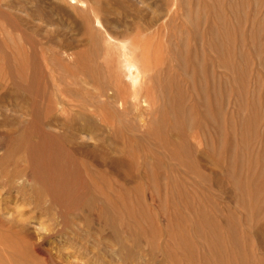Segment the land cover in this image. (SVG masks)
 <instances>
[{"label": "rangeland", "instance_id": "rangeland-1", "mask_svg": "<svg viewBox=\"0 0 264 264\" xmlns=\"http://www.w3.org/2000/svg\"><path fill=\"white\" fill-rule=\"evenodd\" d=\"M15 1L22 3V6H20V3L18 5ZM86 1L88 6L76 4L77 8L79 7L76 9L74 7L76 5L70 0H0V44L3 43V39L8 40L6 41L8 46L0 45V64H8L13 60L15 61V59L12 60V58H15L14 56L17 58L21 56L22 62L20 63H23L25 60L24 65L29 64V75L34 73L32 71L36 69L35 76H33L36 80L34 83L31 81L32 85H34L32 87L34 90L32 92V89H30L31 92H29L32 94L28 96V90L26 92L22 89V95H25L22 97H25L23 100L21 97L10 96L13 94H11L13 87L8 86L10 85L8 82H11V85L13 83L8 77V65H4L6 66L4 68L8 72L3 69V74L0 75L2 77L7 73L4 77L8 75L6 78L9 80L7 81L6 78L3 77L4 80L0 77V141L2 142H0V239L2 238L0 242V263L264 264V0H252L251 4L245 7L246 12H248L245 14H248V18L246 15L241 18L238 14L231 12L224 14V43L220 41V45H224V71L220 64L221 68L218 66L219 62L216 61L219 60L217 53L215 54L216 47L211 45L215 48L211 46L210 48L207 45V54H210L211 57H209L210 60L207 62L209 65L206 64L208 66L205 68L209 67V71L204 70V72L207 71L209 73L208 75L206 72L208 77L211 75V79L208 78L211 82H213L212 77H214V80L224 79L222 81L224 84L220 81L224 88H221V86L217 87L220 91L224 90V93L218 89V91L216 90L215 85L219 83L215 82L216 80L214 81V85L206 80L208 81V85L211 84L209 87H212V90H210L211 87H207L210 90V95L207 94L208 90L199 92L201 81L198 83L199 87L195 86L197 88L195 90L197 91L192 90L191 86H194L195 83L193 82L197 80L194 81V78L190 77L191 74L189 73H192V71H189V73L185 72L186 67L188 70L192 69L190 66H185V63L189 62V59H186L183 67L185 71L180 70L182 67L178 66L174 70H172L173 67L168 70L171 69L172 72L178 70L179 72H176L178 75H181L179 74L180 72L187 74L190 78L189 80L193 78L192 83L194 85H191L190 82L191 86H189V80H186L187 77L184 78L187 82L182 78L185 74H182V77L176 75L178 76L176 78L175 76L178 84L183 83V85L180 84L181 86L178 85V88L175 78L167 77L170 79V81L167 80L171 82L170 85L165 77V84L163 82L164 78L163 80L160 79L162 82L159 79L158 81L156 80L158 83L155 80L154 82L152 81L156 85L158 84V86H161L160 84L162 83V88L165 86V89H162V91L157 86L158 89L155 88L156 91L155 89H150L151 92H149L151 94H148L147 97H151L153 92V98L147 99L148 101L152 100V103H154L153 105L148 103L149 105L147 104V106H143L144 108H140V110L144 111L140 114V117H143L142 119L139 117L140 110L138 111L137 109L138 114L134 110L135 112L132 111L131 115H127L130 117L125 116V119H122V117H117L116 119V116L109 113L111 111L110 108H108V113L99 110L101 114L97 111L94 112V101L99 106L103 102L101 101L100 103L99 98H97L98 96H95L99 92L97 88L95 90V86H101L103 83L100 84L101 81L99 82L98 79V81L93 80L95 83L99 82V84L95 85L93 80L89 82V78L94 77H91V72L89 71L91 70L95 73L99 68L100 71L104 69L102 59L96 58L97 56L94 57L95 51L93 52V45L91 43V29L92 26L94 27L93 20L96 13L111 32L119 38H134L137 36L150 38L151 44L155 47L151 45L156 58L154 60H157L160 56L157 62L162 63L159 67L165 64L163 67L166 71L168 70L165 66L173 54L170 49L174 45L172 41L170 46L171 39H176L178 42L181 41L179 44H183L181 49L185 52H188L187 50L190 49V46H188L190 34L184 28L186 25L191 26L189 16L191 3L194 2L192 6L202 14V32L205 27L204 21L207 18L210 25L212 24L213 26L222 24V19L219 21V17L214 12V7L209 8L207 11L204 8V3L199 0H173L174 2L172 0L116 1V3L125 1V4L120 2L122 5L120 3H109L108 0ZM209 1L212 3L211 0H207L206 2ZM239 2L240 0H225L224 8L230 9L231 4L233 7V4H239ZM98 4L101 5V8H98L100 7ZM89 6H92L93 9H90L91 7ZM98 9L100 10L98 11ZM187 26L186 28H189ZM94 29L97 31L98 27L95 26ZM220 29L214 30L213 33L221 36L223 31ZM174 32L179 38H176L177 35L171 36V33L174 34ZM211 35L213 36L212 33ZM235 43L237 44L235 45ZM64 44L72 45L73 48L71 46L70 48H66ZM62 49L67 50V53L69 51L70 54L80 51L83 54L82 57L86 58L87 64L86 62L83 63L86 66L90 64V67L87 66V68L84 64V66H81L78 62L80 65H77L75 62L76 66L73 62L69 64L67 58H65L66 55L62 54L64 52ZM99 49L101 51L102 47ZM183 50H180V53ZM190 50L193 51V49ZM191 51L187 55L185 52L182 53L185 56H189ZM156 54L159 56L157 57ZM22 56L25 57L24 60ZM8 58H11L10 62ZM215 58L216 60L214 61ZM20 63L18 67H25ZM63 63L65 64L63 65ZM72 63L73 65H71ZM65 65H69V68L72 66V68L76 67L80 71L83 70L82 72L85 74L89 72L86 77L85 74L76 70L79 72L78 74H80L81 79H88L87 83L84 82L85 80H80L82 82L76 80L80 78L76 72L78 78L76 75V78L70 77L75 74H72L71 71L76 68L69 69V73V70L65 69ZM31 67L34 69L32 70ZM25 68L28 69L27 67ZM25 68L21 69L25 70ZM21 69L20 71L24 72ZM38 69L39 71H37ZM65 70L68 71L65 72ZM218 73H220L219 76L217 75ZM221 73H223L224 78H222ZM26 78L25 80H27ZM71 78L75 81L72 83L79 84L80 82V85H82L79 88L80 91L82 90L81 94L78 91L80 85H70ZM32 79L28 78V80ZM4 81H7L5 83L7 84L6 86H4ZM27 81L26 84L30 86V82ZM204 81L203 83H205ZM24 82L21 81L22 85L24 84V88H26ZM59 82L63 84L66 82L67 86L63 87ZM233 82H236L235 85ZM153 83L151 81L149 83L151 84L150 87L152 86L151 88L154 87ZM166 84L170 88L172 86L175 90L180 88L179 90L182 93L177 94L176 92L178 91L174 92L175 90H172L174 93H169L170 95L172 93L177 95L176 97L172 94L175 100L172 98V95H168L169 93H166L169 99L165 100L167 96L165 97L161 94L164 98L159 99L161 98L158 95L160 91H162L160 93H165V90L166 92L171 91L166 89ZM68 86L72 88L76 87V91L79 92L78 96L84 93L83 96L85 95L86 100H82L81 97V101L90 105L91 110L88 109L90 110L89 112L88 110L86 112L88 107H85L87 104L83 103L84 106L82 108L84 109L80 108L82 102L77 103V101L80 102L76 94L77 92L75 90L71 91V87ZM61 87H63L62 90ZM67 87L70 89H66ZM41 90H43L44 95L39 92ZM49 90L51 91L49 92ZM63 90L66 92H63ZM68 90L76 93H71L73 94L71 95L69 92L71 96L64 99L69 101V98L72 97V99L74 98V103L71 100V103L68 102V104H66L67 102L64 99L61 101V98L65 97L64 95L68 96ZM92 91L96 93L94 94ZM205 92L207 93L204 95L215 98V102L213 100L209 101L212 98L208 97L209 100H207L206 96L201 95ZM217 92L223 94L224 97L219 94L217 97ZM196 93H200L204 102L209 101L208 103H204L205 106L199 105L200 109L199 106L198 108H194L195 103L199 104L197 102L198 99L203 104L202 98ZM39 94L42 95V99L46 97V99L44 98L45 100L43 99V104H41L42 99ZM194 94L197 96L195 95L192 99L191 96ZM33 95L35 100L32 99ZM35 96H39L41 101ZM178 96L181 98L179 101H177L179 99ZM221 96L224 101L221 100ZM54 97L56 102L52 103L54 102ZM195 97L198 99L194 100ZM204 97H206L205 100ZM26 98L29 99L30 102L28 103H31L34 108L25 109ZM36 99H39V102ZM170 99L171 101H176L175 106ZM92 100L93 102H91ZM22 101L25 103L22 104ZM137 101L135 107L139 106ZM159 101L161 102L159 103ZM212 101L214 103L210 106ZM45 102L47 105L50 104L49 106H52L50 108H53V110L48 109L49 111L52 110V112H49L52 113L51 118L49 117L50 114L45 110L48 107ZM75 102L77 105H74ZM162 102L163 104L161 105ZM165 102L169 103L164 104ZM28 103H26V106ZM169 104H171L170 106L173 105L175 110L180 108L178 111L182 113L177 112L178 114H176L173 106L167 109V105ZM178 104L182 106L178 107ZM206 104H209L212 110H208L206 108L208 105L206 106ZM102 105L104 104L102 103ZM191 105L193 106L191 107ZM35 106L37 109H35ZM106 106L100 107L105 111V109L107 110ZM74 107L77 109H69ZM29 109L31 114L28 116V113H30ZM34 110H37L36 114L33 112ZM38 110L40 111L39 113ZM217 111L221 113L218 114ZM64 112L68 115L64 114ZM204 112L208 115L203 116ZM95 113H98L100 116L98 114L95 115ZM104 113L110 115L107 116L108 120H106V124H104L105 121H102L105 120L104 117L101 116ZM39 114L41 115L40 118L42 117V121L37 120ZM87 114L92 115V118L90 115L89 119H92L93 122L87 120L85 116H83L85 117L84 121L77 119L81 115L88 117ZM132 114L133 117H131ZM52 116L57 121L53 120ZM48 117L51 119L50 122L53 121L52 123L48 122ZM69 117L72 118L69 119ZM100 117H103V119ZM134 117L136 119H132ZM137 117L141 120H137ZM181 117H183V121L179 119ZM45 118H47V121L44 122ZM129 118L134 120V123ZM68 119L69 122L71 121V124H69ZM176 119L180 121H173ZM32 120L35 122L32 123ZM121 120L122 122L124 121L125 125L123 123L120 124ZM61 122L62 124H60ZM65 122L66 126L63 124ZM125 122L134 125L131 126ZM137 122L140 124L137 125ZM172 122H177L179 125L183 124L184 127H179ZM48 124L51 126H48ZM126 124L130 125L129 128L139 126L136 127L138 130L136 131L135 127L134 130H132L133 128L129 130ZM112 125L116 128L112 127ZM39 127L42 130L44 129V132L42 130L39 131ZM124 127L125 129H121ZM68 129L70 132L73 131L71 135L68 134ZM148 129H151V131ZM37 130L39 134L41 133L40 135L36 132ZM119 130H125L126 133ZM113 131L117 132L111 133ZM34 133L39 137L35 138L37 136ZM64 135H68L69 139L66 140ZM40 136H42L41 139ZM62 136L66 141L64 139L62 141ZM101 136H105L104 140L106 138V141ZM48 137H52V139L49 140ZM58 137H61L60 140ZM98 137L99 141L102 139V142L97 141ZM34 138L36 141L38 140L37 142L40 143V146L34 141ZM42 138L43 141L45 139L48 143L45 144V141L44 143L41 142ZM66 143L71 144V146ZM34 147L35 149L38 148L37 150L40 149L41 152L37 150L33 152ZM31 150L32 152L28 154ZM39 153L41 158L38 157ZM109 153L112 155L109 156ZM108 156L111 158H108ZM138 159L139 161H137ZM167 159L169 162H167ZM110 160L113 162L111 163ZM44 162L46 165L48 164V170L47 166L43 164ZM28 164L31 169H28V166H26ZM28 170L31 171L32 175L36 173L35 176L31 175L33 177L32 186L29 185L25 189L19 190V192L16 189H12L11 191L8 186L5 187L7 178L23 175ZM49 171L51 176L50 174L47 175ZM10 172H13L11 173L12 176H10ZM55 176L57 178L56 181L54 180ZM41 180L44 182L41 183ZM45 182L48 184L44 185L46 184ZM49 182L53 183L49 184ZM109 183L110 185H108ZM98 185H101L100 187L102 188ZM103 197L108 198L104 199ZM19 206L21 207L19 208ZM16 217L18 219H15ZM21 219L26 220L25 225H22ZM112 219L113 221H111ZM16 223L19 224L20 229ZM17 228L20 230V233ZM23 231L26 232L23 233L25 236L21 235Z\"/></svg>", "mask_w": 264, "mask_h": 264}, {"label": "bare ground", "instance_id": "bare-ground-1", "mask_svg": "<svg viewBox=\"0 0 264 264\" xmlns=\"http://www.w3.org/2000/svg\"><path fill=\"white\" fill-rule=\"evenodd\" d=\"M72 3H74L75 5L76 4H80V5H82V6H88L87 5V1L86 0H70ZM109 1V3L111 2V3H113V4H117L116 3V1L117 0H108ZM123 1V0H122ZM181 1H183V0H181ZM190 1H192V0H190ZM189 1V2H190ZM199 1H201L202 3H204V8H205V10H209V8H212V7H214L215 9V13H216V15L219 17V21L222 19V24H219L218 26H213L212 24L210 25V23H209V20H208V18L204 21V25H205V27H204V31L202 32L201 31V28H203V19H202V17H201V15L202 14H200L201 12L200 11H198V10H195V7L194 6H192L193 5V3H191V6L189 7V16H190V20H191V26L189 25V26H187L186 24H184V25H186L187 27H189V28H186V26H185V30H187V32H189V34H190V36H189V38H190V43H189V45L188 46H190V49H193V51H191L190 49H188V47H186L188 50V52L189 51H191L190 53V55L189 56H185V54H183L182 52H185L183 49H181V47H182V45L183 44H179L181 41H179L178 42V40L176 41V39H174V40H172L171 39V41H170V46H171V42L174 44H172L173 46L170 48L171 49V51H172V56H171V58L170 59H168L169 60V62H168V64L165 66V67H167V70L169 69V68H171V67H173V69L172 70H174V68L175 67H182V69H180V70H183V71H185L186 73L188 72L189 73V71H192V73H189V74H191V76L190 77H193V78H191V80H189L190 78L187 76V74H185V73H179V74H181V75H178L176 72L178 71V70H176V71H174V72H172V70L170 69V70H168V71H166L165 70V68L163 67H159L160 66V64H162V63H159V62H157V60L159 59V55H157V57H158V59L157 60H154V59H156L155 58V54H154V52H153V49L151 48V41L148 39V38H146L145 36L144 37H142V36H137V37H134V38H119L118 36H116L115 34H113L112 32H111V30L108 28V26L102 21V19H101V17L100 16H98V14L96 13V15L94 16V20H93V25H94V27L96 26V27H98V29H97V31L94 29V27L92 26V23H91V26H92V29H91V33H92V41H91V43H92V45H93V52L95 53V56L94 57H96V58H100V59H102V64H103V67H104V69H101V71H100V68L98 69V71H96L95 73L94 72H92L91 70H90V68H89V72H91V77L92 76H94V77H96V78H89V82H90V80H99V82L101 81V83L100 84H102L101 86H95V90H96V88L99 90V92H98V94H95L96 92H93L94 94H95V96H98L97 98H99V102L101 103V101H103L102 103L104 104V105H102V103L100 104V106H104L105 107V105H107L106 106V108H107V110L105 109V111L104 110H102V108L98 105V104H95L96 103V101H94V104H93V106H95V107H93L94 108V112H99V111H103V112H107L108 111V108H110L111 109V111H109V113L111 114V115H114V116H116V119H117V117H122V119L124 118L125 119V116L126 117H130V116H127V115H129L132 111H136V109L139 111L140 110V108L142 109V107L143 106H147V104L149 103H151L152 105H153V103H152V100H149L148 101V99L147 98H153L152 96H153V92H152V96L151 97H147L148 96V94L150 95L151 93V91H150V89H152V90H154L155 88H157V87H160L161 89L160 90H162V89H165V86L162 88V83L160 84L161 86H158V84L156 85V83H158V82H156V80L158 81V79L160 80H163V78L165 77V78H167V77H171L172 79L173 78H175V76L176 75H178V76H180V77H182V74H185V76L183 75V79L184 78H186V80H189V86H191L193 83H195V85L194 86H191L192 88V90H194L195 92L197 91V90H195V88L198 86V83H200V81L202 82L201 84H199L200 85V90H199V92L200 91H202V92H204V91H206V90H208L207 92H205V93H203V94H201V95H203V96H206V95H204V94H209V92H210V90H212V87L210 88L209 87V85H211V84H209L208 85V78H210V76L208 77V75H209V73L207 72V71H209V67L207 68V69H205L208 65H209V63H207V62H209V60H210V58L209 57H211L210 56V54H207L208 53V47H210L211 45H213V46H215V47H213V46H211V47H213V48H215L216 49V52H215V54L217 53V57H218V59L219 60H216V58L214 59V61L216 60L217 62H219L218 63V66H219V64L221 65V67L223 68V71H224V45L222 44V45H220L221 44V42L220 41H222L223 43H224V14L226 13H229V12H231V13H234V14H238L239 15V17H243L244 15H248V14H245V13H248V12H246V9H245V7L246 6H249V4H251V2H252V0H240V2H239V4L237 3V4H233V7H232V2L230 3L231 4V8L230 9H227V8H224V1L225 0H211L212 1V3H210V1L209 2H206L207 0H199ZM227 1H232V0H227ZM16 2V1H15ZM19 2V1H18ZM121 1H119V3H120ZM172 2H174L173 0H172ZM234 2V1H233ZM263 2V1H262ZM17 3V2H16ZM20 3V2H19ZM19 3H17L18 5H19ZM96 3H97V1H96ZM98 3H99V1H98ZM118 3V4H119ZM122 4L124 3H126L125 1L124 2H121ZM120 3V4H121ZM208 3H210V4H208ZM264 3V2H263ZM22 3H20V6H22L21 5ZM73 4V5H74ZM100 4H101V2H100ZM121 4V5H122ZM248 4V5H247ZM127 5V4H126ZM16 7H17V5H15ZM20 6H19V9H20ZM98 6H100V7H98V8H101V5H99L98 4ZM172 6V5H171ZM74 7H76V9H78L77 8V5L76 6H74ZM89 7H91L90 9H93L92 8V6H89ZM94 7V6H93ZM95 7H96V5H95ZM253 7V6H252ZM22 9V8H21ZM87 9H88V7H87ZM100 9H98V11H99ZM22 11V10H21ZM38 11H40V10H38ZM42 11V10H41ZM86 11V10H85ZM91 11V10H90ZM103 11V10H102ZM244 11V12H243ZM42 13V12H41ZM83 13V12H82ZM92 13V12H91ZM94 13V12H93ZM211 13V12H210ZM259 13V12H258ZM95 14V13H94ZM232 15V14H231ZM253 15V14H252ZM212 16V15H211ZM237 16V15H236ZM19 17V16H18ZM87 17V16H86ZM217 17V18H218ZM249 16H247V18H248ZM92 18V17H91ZM90 18V19H91ZM246 18V17H245ZM256 18V17H255ZM22 19V18H21ZM18 20H20V18H18ZM80 20V19H79ZM244 20V19H243ZM242 21V20H241ZM258 22V21H257ZM262 22V21H261ZM185 23V22H184ZM252 23V22H251ZM255 23V22H254ZM89 24V23H88ZM202 24V25H201ZM253 24V23H252ZM163 25V24H162ZM202 26V27H201ZM263 26V25H262ZM221 28L222 29V33H221V36L219 35V34H214L213 33V31L214 30H216V29H219V28ZM82 28V27H81ZM168 28V27H167ZM161 29V28H160ZM220 29V30H221ZM233 29V28H232ZM219 30V31H220ZM244 30V29H243ZM170 31V30H169ZM181 31V30H180ZM164 32V31H163ZM176 32V31H175ZM175 32H174V34L173 33H171V36L172 37H174V35H175ZM227 32V31H226ZM260 32V31H259ZM263 32V31H262ZM160 33V32H159ZM180 33V32H179ZM211 33L213 34V36L211 35ZM257 33V32H256ZM173 34V35H172ZM242 34V33H241ZM177 35V34H176ZM175 35V36H176ZM239 35V34H238ZM208 36H209V39H208ZM210 36H211V38H210ZM237 37V36H236ZM176 38H179L178 37V35H177V37ZM183 38V37H182ZM188 38V39H189ZM223 39V40H222ZM181 40V39H180ZM210 40V41H209ZM229 40V39H228ZM252 40V39H251ZM6 41H8V40H4L3 39V43H1V44H3V46L4 45H7L8 46V44L6 43ZM209 41V42H208ZM218 42H219V44H218ZM237 42V41H236ZM159 43V42H158ZM184 43V42H183ZM0 44V45H1ZM237 43H235V45H236ZM207 45H208V47H207ZM71 46V48H73L72 47V45H70ZM70 46L69 45H65L64 44V47H66V48H70ZM262 46V45H261ZM2 47V46H1ZM6 47V46H5ZM100 47H102V50L101 51H99L100 49ZM152 47H154L153 45H152ZM210 47V48H211ZM264 47V46H263ZM262 47V48H263ZM62 48H63V46H62ZM155 48V47H154ZM75 49V48H74ZM207 49V50H206ZM231 49V48H230ZM239 49V48H238ZM63 50V49H62ZM75 50H77V49H75ZM157 50V49H156ZM180 50H183V51H181V53H180ZM210 50V49H209ZM214 50V49H213ZM212 50V51H213ZM64 52L62 53L63 55H66V57L65 58H67V60H68V62H69V64L71 63V62H75V63H80L81 64V66H84L85 65V63H83V62H86V58H84V57H82L83 56V54L80 52V51H77V52H74V51H72V52H74V53H69V51H68V53L66 52L67 50H63ZM71 51V50H70ZM215 51V50H214ZM155 52H157V51H155ZM188 52H185L186 53V55L187 54H189ZM6 53V52H5ZM93 53V54H94ZM57 54V53H56ZM8 55V54H7ZM92 55V54H91ZM209 55V56H208ZM53 56V55H52ZM55 56V55H54ZM61 56V55H60ZM169 56V55H168ZM167 56V57H168ZM214 56H216V55H214ZM7 57V56H6ZM5 57V58H6ZM10 57V56H9ZM15 58H12V60L13 59H15V63L12 61V62H10V59L11 58H8L9 60V62L10 63H8V64H4V65H8L7 66V70L9 71V78L11 79L10 81H12V85H11V82H8V84H10V85H8V86H12L11 88H12V90H11V94L12 95H10V96H15V97H23V96H25V95H22V89H24L26 92H27V90H28V96L30 95V94H32V93H30L31 92V90L30 89H32V87L34 86V85H32V82L34 83V81L36 80V79H34L33 78V76H35L34 75V73L36 72V69H35V71H32L34 68H32L31 67V71L32 72H34V73H31L30 75H29V64L26 66V65H24L25 64V60H24V58L25 57H23V63H20V62H22V58H21V56H19L18 58L16 57V56H14ZM59 57V56H58ZM259 57V56H258ZM27 58H28V56H27ZM61 58V57H60ZM64 58V59H65ZM92 58V57H91ZM96 58H93V59H96ZM209 58V59H208ZM228 58V57H227ZM56 59H57V57H56ZM186 59H189V62H190V64H189V62H186ZM208 59V60H207ZM235 59V58H234ZM213 60V59H212ZM87 61H89V60H87ZM165 61V62H166ZM3 63H4V61H2ZM1 62V63H2ZM51 62V61H50ZM65 62V61H64ZM67 62V61H66ZM82 62V63H81ZM101 62V61H100ZM155 62H156V64H155ZM184 62H186L185 64V66H190V67H192V69L190 68L189 70L188 69H186L185 68V70L183 69V67H184ZM213 62V61H212ZM212 62H211V64H212ZM217 62H215V63H217ZM255 62V61H254ZM264 62V61H263ZM5 63H7V61H5ZM12 63H14V64H12ZM21 64V65H23V66H25V67H27L28 69H26L25 67H18L19 65L18 64ZM49 63V62H48ZM73 63L71 64V65H73ZM74 63V64H75ZM77 63V65H80V64H78ZM188 63V64H187ZM240 63H241V61H240ZM10 64H12V65H10ZM16 64H17V66H16ZM65 63H63V65H64ZM84 64V65H83ZM86 64H87V62H86ZM89 64V63H88ZM95 64V63H94ZM159 64V65H158ZM183 64V65H182ZM206 64H208L207 66H206ZM210 64V65H211ZM214 64V63H213ZM228 64V63H227ZM226 64V65H227ZM234 64V63H233ZM1 66H0V75H2L3 74V69H5L4 67H6V66H4V65H2V64H0ZM170 67H169V66ZM182 65V66H181ZM232 65V64H231ZM68 67V68H66V67ZM64 67H65V69H73V68H76V67H73L72 68V66H71V68H69V65L67 66V65H65ZM75 66H76V64H75ZM86 66V65H85ZM87 66H89L90 67V64L89 65H87ZM86 66V67H87ZM157 66V67H156ZM236 66V65H235ZM262 66V65H261ZM37 67V66H36ZM99 67V66H98ZM220 67V66H219ZM220 67V68H221ZM228 67V66H227ZM233 67V66H232ZM21 68H25V70H23V69H21V70H23L24 72H21L20 71V69ZM40 68H42V67H40ZM50 68V67H49ZM79 68V67H78ZM88 68V67H87ZM189 68V67H188ZM219 68V69H220ZM82 69H85V68H82ZM91 69H93V68H91ZM95 69V68H94ZM226 69V68H225ZM231 69V68H230ZM2 70V71H1ZM6 70V69H5ZM6 70V72H8ZM68 70H65V72L66 71H68ZM76 70H78L77 68L76 69H74V70H72L71 71V73L72 74H74L75 72L78 74L79 72H82V71H80V70H78V71H76ZM86 70V69H85ZM97 70V69H96ZM204 70H207L206 72H207V74H206V72H204ZM227 70V69H226ZM225 70V71H226ZM263 70V69H262ZM27 71H28V73H27ZM37 71H39V69L37 70ZM40 71H41V69H40ZM94 71V70H93ZM5 72V73H6ZM42 72V71H41ZM69 73H70V70L68 71ZM86 72V71H85ZM88 72V73H89ZM168 72V73H167ZM172 72V73H171ZM179 72V71H178ZM211 73H212V71H210ZM214 72V71H213ZM227 72V71H226ZM237 72V71H236ZM29 75V77H27L28 75ZM38 73V72H37ZM68 73V74H69ZM74 74V75H72V76H70V77H74V78H76V76H77V74ZM83 73V72H82ZM81 73V74H82ZM88 73L87 74H85V73H83V74H85V76L87 77V75H88ZM215 73V72H214ZM7 74V73H6ZM5 74V75H6ZM67 74V73H66ZM83 74H82V76H83ZM188 74V75H189ZM213 74V73H212ZM219 74L220 73H218L217 75L219 76ZM223 73H221V76H223L222 75ZM231 74V73H230ZM4 75V76H5ZM27 75V76H26ZM76 75V76H75ZM80 74H78V76H79ZM232 75H233V73H232ZM240 75V74H239ZM4 76H0L1 78H3ZM6 76V77H7ZM25 76V77H24ZM68 76V77H69ZM78 76H77V78H78ZM178 76H176V78L178 77ZM6 77H4V78H6ZM27 77V78H26ZM80 78H78V79H76V80H85L84 82H86L88 79L87 78H82L81 79V76H79ZM84 77V76H83ZM88 77H90V76H88ZM215 77H216V75H215ZM1 78H0V80H1ZM3 78V79H4ZM25 78L28 80V78L29 79H32V80H28L29 82H30V84L32 85H30L29 86V84L27 85L26 84V81L27 80H25ZM72 78H71V80H72ZM165 78H164V80H163V82H164V84L166 83V81L167 80H169L170 81V79H166V81H165ZM175 78V79H176ZM218 78V77H217ZM222 78H224V76L222 77ZM234 78V77H233ZM25 80V82H24V80ZM65 79H66V77H65ZM171 79V80H172ZM183 79H181V80H183ZM192 79L194 80V81H199V82H193L192 81ZM211 79V78H210ZM212 81L213 82H211V81H209L210 83H212V85H214L215 84V82H219L218 84H216L215 85V87H216V90L218 89L219 90V88H217L218 86H221V88H224L223 87V85L222 84H224V82L222 83V81H224V79L222 80H214V77H212ZM232 79V78H231ZM5 80V79H4ZM6 80L7 81H9L7 78H6ZM93 80V81H94ZM97 80V81H98ZM154 80H155V82L156 83H153L154 82ZM160 80V82H162ZM185 80V79H184ZM185 80V81H186ZM205 80V81H204ZM206 80H208V81H206ZM3 81V80H2ZM7 81H4V86H6L7 84H5V83H7ZM21 81H23L26 85H25V87L26 88H24V84L22 85V83H21ZM27 81V82H28ZM32 81V82H31ZM82 81H80V82H82ZM150 81H151V83H153L152 85L154 86L153 88H151L150 87V85L151 84H149L150 83ZM153 81V82H152ZM178 81H180V80H178ZM203 81L207 84H205V83H203ZM215 81V82H214ZM220 81H221V83H220ZM1 82V81H0ZM67 82V81H66ZM66 82L63 84V83H60V84H62L63 85V87L64 86H67V84H66ZM71 82V86H72V84L74 85L75 83H72V82H75L74 80H72V81H70ZM69 82V83H70ZM78 82V81H77ZM76 82V83H77ZM80 82H79V84L77 83V84H75V86L76 85H80ZM99 82H97L98 84H99ZM168 82V81H167ZM173 82V81H172ZM187 82V81H186ZM190 82H191V85H190ZM193 82V83H192ZM68 83V84H69ZM87 83V82H86ZM94 83H95V81H94ZM97 83H95V85L97 84ZM169 83V85H170V83L171 82H168ZM175 83H176V85H177V88H178V85L179 86H181L180 84H182L183 85V83H177V79H176V81H175ZM196 83H197V85H196ZM234 83V82H233ZM236 83V82H235ZM235 83H234V85H235ZM84 84V83H83ZM174 84V83H173ZM204 84V85H203ZM220 84V85H219ZM2 85H3V82H2ZM168 84H166V89H168V90H171V91H168V92H166V90H165V93L163 92V93H160V92H162V91H160L159 92V90H158V95H162V96H167V94L169 93V92H173L172 90H175V89H173L172 88V86H171V88L169 87V86H167ZM172 85V84H171ZM175 85V84H174ZM175 85V86H176ZM4 86H2V87H4ZM29 86V87H28ZM71 86H68V87H71ZM82 85H80L79 87H78V89L81 87ZM157 86V87H156ZM196 86V87H195ZM60 87V86H59ZM58 87V88H59ZM63 87H61V90L63 89ZM66 88V89H70V88ZM74 87V86H73ZM174 87V86H173ZM183 87V86H182ZM194 87V88H193ZM199 87V86H198ZM207 87H209L210 88V90H209V88H207ZM5 88V87H4ZM7 88V87H6ZM74 88H76V87H74ZM74 88H72L71 87V91H76L77 90V88L76 89H74ZM170 88V89H169ZM176 88V87H175ZM176 88V89H177ZM258 88V87H257ZM8 89V88H7ZM51 89V88H50ZM65 89V90H66ZM158 89V88H157ZM180 89V88H179ZM175 90L174 92H176V91H178V92H176L177 94H179L181 91L180 90ZM184 89V88H183ZM191 89H189V90H191ZM197 89V88H196ZM205 89V90H204ZM262 89V88H261ZM260 89V90H261ZM9 90V89H8ZM33 90L34 89H32V92H33ZM65 90H63V92H66ZM91 90V89H90ZM90 90H89V92H90ZM97 90V91H98ZM191 90V91H192ZM217 90V91H218ZM232 90V89H231ZM25 91H23V92H25ZM30 91V92H29ZM35 91H36V89H35ZM34 91V92H35ZM51 90H49V92H50ZM57 91V90H56ZM55 91V92H56ZM71 91H69L68 90V93H67V97H66V95H64L65 97H63V98H61V101H62V99H64V98H68L69 96H71V95H73L74 93H76V92H71ZM79 92H80V94H81V91H80V89L78 90ZM86 91V90H85ZM150 91V92H149ZM155 91H156V89H155ZM220 91V90H219ZM221 91H223V93L225 92L224 90H221ZM220 91V92H221ZM25 92V93H26ZM39 92H41V94H43L44 95V92H43V90H41V91H39ZM59 92V91H58ZM61 92V91H60ZM69 92H70V94L71 93H73V94H69ZM79 92H77L76 94H77V96H78V93ZM84 92V91H83ZM87 92V91H86ZM88 92V93H89ZM173 92V93H174ZM52 93V92H51ZM51 93H49V94H51ZM155 93V92H154ZM167 93V94H166ZM172 93V94H173ZM175 93V94H176ZM182 93V92H181ZM180 93V94H181ZM192 93H194V92H192ZM212 93H214V92H212ZM240 94H241V92H239ZM244 93V92H243ZM242 93V94H243ZM257 93V92H256ZM6 94V93H5ZM27 94V93H26ZM41 94H39L40 95V97L42 96ZM48 94V95H49ZM61 94V93H60ZM83 94L84 93H82V95L79 97L78 96V98L80 99V102H78L77 101V103H81L82 102V105H80V106H78V107H80V108H82V106H84L83 105V101H81V97H82V100H86L85 99V95L83 96ZM86 94V93H85ZM90 94V96H91V93H89ZM88 94V95H89ZM164 94V95H163ZM166 94V95H165ZM171 94V95H172ZM183 94H184V92H183ZM186 94V93H185ZM196 94H198L199 96H200V98H202L201 97V95H200V93H196ZM196 94H194L193 96H191L192 97V99L194 98V96L196 95ZM211 94V93H210ZM209 94V95H210ZM217 94V97H218V92L216 93ZM215 94V95H216ZM233 94V93H232ZM37 95H38V93H37ZM160 95V97L161 98H159V99H162V98H164V97H162ZM168 95H170V93L168 94ZM170 95V96H171ZM174 95V94H173ZM173 95H172V98L175 100V98L173 97ZM214 95V96H215ZM219 95H222L223 97H224V95L223 94H219ZM13 96V97H14ZM46 96V95H45ZM54 96V95H53ZM52 96V97H53ZM75 96V95H74ZM174 96H176L177 97V95H174ZM185 96V95H184ZM197 96V95H196ZM198 96V97H199ZM213 96V95H212ZM222 96H221V98H222ZM31 97V96H30ZM36 97V96H35ZM38 98H39V96H37ZM36 97V98H37ZM84 97V98H83ZM91 97H93V99H94V96H91ZM179 97V96H178ZM207 98L208 97H210V96H206ZM206 97H204V100H205V98ZM240 97V96H239ZM264 97V96H263ZM25 98V97H24ZM24 98H22V100L24 99ZM46 99V97H43V99ZM49 98H50V96H49ZM155 98H156V95H155ZM210 98H212V97H210ZM16 99H18V98H16ZM32 99H34L35 100V98H34V95H33V98ZM40 99V98H39ZM39 99H36V101H38ZM41 99H42V97H41ZM41 99H40V101H41ZM43 99H42V101H41V104H43L44 102H43ZM44 99V100H45ZM55 99V97L53 98V100ZM71 101H73V99H72V97L71 98H69ZM68 99V100H69ZM77 99V98H76ZM89 99V98H88ZM92 99V98H91ZM166 99H169L168 98V96H167V98H165V100ZM172 99V100H173ZM191 99V98H190ZM196 99H198V98H196L195 97V99L194 100H196ZM215 98H212V99H210L209 100V98L207 99V100H209V101H211V100H213L214 102H215V100H214ZM217 99V98H216ZM220 99V98H219ZM31 100V99H30ZM48 100H50V99H48ZM52 100V101H53ZM57 100H58V98H57ZM60 100V99H59ZM65 100V99H64ZM70 100L69 101H67V100H65L67 103L66 104H68V102H70ZM94 100H96V99H94ZM138 100V101H137ZM177 100V99H176ZM179 100H181V98L179 97V99L177 100V101H179ZM221 100H223L224 101V99L222 98ZM251 100V99H250ZM47 101V100H46ZM51 101V100H50ZM49 101V102H50ZM88 101V100H87ZM136 101L139 103V106L138 107H135L136 106ZM155 101H157L156 99H155ZM170 101H171V99H170ZM199 101H201L200 99H198L197 100V102L199 103L198 105H197V103H195L194 101H192V102H194L196 105L194 106V108L196 107V108H198V106L199 105H204L205 106V104L204 103H208V102H204L203 101V98H202V101H203V104L201 103V102H199ZM211 102L210 103V106H211V104L212 103H214V102ZM218 101V100H217ZM223 101H221L222 103H224ZM249 101V100H248ZM21 102V101H20ZM25 102L26 103H28V102H30L29 101V99L28 98H26L25 99ZM24 101H22V104L23 103H25ZM34 102V101H33ZM39 102V101H38ZM43 102V103H42ZM56 101L54 100V102H52V103H55ZM60 102V101H59ZM91 102H93V100L91 101ZM90 102V103H91ZM98 102V103H99ZM161 101H159V103H160ZM172 102V104L174 103V106H175V102L174 101H171ZM183 102V101H182ZM26 103H25V105H24V107H26L25 109H28V108H30V107H32V104L31 103H28L27 104V106H26ZM37 103V102H36ZM48 103V102H47ZM51 103V104H52ZM71 103V102H70ZM72 103H74V101L72 102ZM157 103V102H156ZM167 103H169V102H165L164 104H167ZM186 103H187V101H186ZM201 103V104H200ZM38 104V103H37ZM36 104V105H37ZM45 104H46V102H45ZM85 105L87 104V103H84ZM91 104V105H92ZM148 104V105H149ZM163 104V102L161 103V105ZM193 104V103H192ZM252 104V103H251ZM39 105V104H38ZM37 105V106H38ZM47 105V104H46ZM50 104H48L47 106L49 107H47V109H45L48 113L49 112H52V110H53V108H50V107H52V106H49ZM59 105H62V104H59ZM74 105H77L76 104V102H75V104ZM79 105V104H78ZM171 104H169V105H167V109H170L172 106H170ZM194 105V104H193ZM193 105H191V107L193 106ZM208 105V107H210L209 106V104H206V106ZM259 105V104H258ZM41 106H43V105H41ZM63 106V105H62ZM71 106H72V104H71ZM168 106H170L169 108H168ZM174 106H173V110H175V108H174ZM180 106H182V105H180V104H178V107H180ZM213 106V105H212ZM15 107V106H14ZM23 107V106H22ZM88 107V108H87ZM150 107H151V105H150ZM153 107V106H152ZM164 107H166V106H164ZM208 107H206L208 110L209 109H211L212 110V107H210V108H208ZM214 107V106H213ZM16 108H17V106H16ZM15 108V109H16ZM32 108H34V107H32ZM39 108V107H38ZM85 108H87L86 109V112H87V110L88 109H90L91 110V108H90V105L89 104H87L86 105V107ZM92 108V109H93ZM144 108V107H143ZM176 108H177V106H176ZM205 108V107H204ZM18 109V108H17ZM24 108H23V110H25ZM35 109H37V107L35 106ZM40 109V108H39ZM43 109V108H42ZM48 109H52V110H48ZM65 109H68V108H65ZM69 109H72V110H74L75 109V107L74 108H69ZM77 109V108H76ZM75 109V110H76ZM82 109H84V108H82ZM81 109V110H82ZM104 109V108H103ZM147 109V108H146ZM159 109V108H158ZM157 109V110H158ZM163 109V108H162ZM162 109H160V110H162ZM178 109H180V108H177L174 112L176 113V114H178L177 112H179L178 111ZM184 109V108H183ZM199 109H200V106H199ZM33 110V109H32ZM64 110V109H63ZM90 110H88V112L90 111ZM99 110V111H98ZM145 110V109H144ZM152 111H153V109H151ZM157 110H155V111H157ZM164 110V109H163ZM173 110H171V111H173ZM220 110V109H219ZM218 110V111H219ZM37 111V110H36ZM36 111L34 110L33 112H35V114H36ZM55 111H57V110H55ZM79 111V110H78ZM84 111V110H83ZM134 111V112H135ZM146 111V110H145ZM167 111V110H166ZM185 111V110H184ZM192 111V110H191ZM217 111V112H218ZM29 112L30 113H28V116L31 114V111H30V109H29ZM40 111L38 110V113H39ZM46 112V114H48ZM54 112V111H53ZM60 112V111H59ZM63 112V111H62ZM77 112V111H76ZM137 112V111H136ZM142 112H144V111H142V110H140V113H139V117L141 116L140 114L142 113ZM149 112V111H148ZM163 112V111H162ZM161 112V113H162ZM181 112V111H180ZM179 112V113H180ZM45 113V112H44ZM43 113V114H44ZM69 113V112H68ZM79 113V112H78ZM77 113V114H78ZM100 113V112H99ZM108 113V112H107ZM107 113H104V115L102 114L101 116H103L104 117V119L105 120H102V121H105V123L104 124H106V120H108V118H107V116H110L109 114H107ZM133 113V112H132ZM147 113V112H146ZM152 113V112H151ZM151 113H150V115H151ZM159 113V112H158ZM173 113V112H172ZM182 113V112H181ZM187 113V112H186ZM205 113V112H204ZM203 113V116L204 115H206V113H208L207 111H206V113L204 114ZM219 113H221V112H218V114ZM26 114H27V112H26ZM26 114H25V116H26ZM34 114V115H35ZM41 114V113H40ZM39 114V117L37 118V116H38V114H37V116H36V118H37V120H41L42 119V117L40 118V115ZM45 114V116L47 117V115ZM50 114V115H49ZM48 115H49V117L51 116V114L52 113H49ZM64 114H67V113H65L64 112ZM70 114V113H69ZM92 114H94L93 112H92ZM96 114H98V113H95V115ZM101 114V113H100ZM105 114H107V115H105ZM137 114H138V112H137ZM155 114H156V112H155ZM163 114V113H162ZM174 114V113H173ZM184 114V113H183ZM182 114V115H183ZM255 114V113H254ZM23 115H24V113H23ZM60 115V114H59ZM68 115V114H67ZM76 115V114H75ZM80 115V114H79ZM88 115V114H87ZM90 115L91 114H89L88 115V117L86 116V115H81V116H79L77 119H79V121H80V119L81 120H83L84 121V118L86 117V119L87 120H91L92 121V119H89L90 118ZM99 115V114H98ZM131 115V114H130ZM143 115H145V114H143ZM142 115V116H143ZM190 115V114H189ZM208 115V114H207ZM206 115V116H207ZM24 116V117H25ZM44 116V117H45ZM54 116V115H53ZM52 116V117H53ZM61 116V115H60ZM74 116V115H73ZM83 116H85V117H83ZM94 116V115H93ZM100 116V115H99ZM124 116V117H123ZM149 116V115H148ZM172 116V115H171ZM254 116V115H253ZM43 117V118H44ZM48 117V119H49V121L48 122H50V118ZM58 117V116H57ZM68 117V116H67ZM74 117H77V116H74ZM98 117V116H97ZM103 117H100V118H102L103 119ZM106 117V118H105ZM131 117H133V114H132V116ZM135 117H136V115H135ZM132 118V119H136V118ZM156 117V116H155ZM170 117V116H169ZM198 117V116H197ZM35 118V119H36ZM40 118V119H39ZM64 118H66V117H64ZM70 118H72V117H69V119ZM83 118V119H82ZM91 118H92V115H91ZM94 118V117H93ZM95 118H96V116H95ZM94 118V119H95ZM114 118V117H113ZM141 119L143 118V117H140ZM151 118H153V117H151ZM182 118V119H181ZM181 118H179L181 121H183L184 119H183V117H181ZM202 118V117H201ZM21 119V118H20ZM23 119V118H22ZM47 118H45L44 119V122L45 121H47L46 120ZM56 120L57 121V119L55 118V117H53V120ZM59 119V118H58ZM69 119H68V122H69ZM85 119V120H86ZM97 119V118H96ZM110 119V118H109ZM126 119H128V118H126ZM132 119H130L129 118V120H131L133 123H134V120H132ZM139 118L137 117V120H138ZM141 119H139V121L141 120ZM157 119V118H156ZM164 119V118H163ZM174 119H175V117H174ZM177 119H178V117H177ZM177 119L176 120H173V121H177ZM28 120V119H27ZM67 120V119H66ZM65 120V121H66ZM72 120V119H71ZM75 120H76V118H75ZM98 120H99V118H98ZM136 120V121H137ZM144 120H146L145 118H144ZM158 120V119H157ZM170 120H172V119H170ZM179 120V121H180ZM24 121V120H23ZM33 121V120H32ZM38 121V122H39ZM42 121V120H41ZM60 121V120H59ZM96 121V120H95ZM99 121H101V120H99ZM111 121V120H110ZM148 121V120H147ZM160 121V120H159ZM162 121V120H161ZM179 121H177V122H179ZM35 121H33L32 123H34ZM53 122V121H52ZM52 122H50V123H52ZM67 122V121H66ZM66 122L65 123H63V124H65V126H66ZM71 122V121H70ZM69 122V124H71ZM73 122V121H72ZM86 122V121H85ZM93 122V121H92ZM116 122V121H115ZM114 122V123H115ZM124 122V121H123ZM122 122V120H121V122H120V124H122L123 123ZM142 122V121H141ZM144 122V121H143ZM156 122H158V121H156ZM177 122L176 123H174V122H172L173 124H177ZM223 122V121H222ZM253 122V121H252ZM27 123V122H26ZM89 123H91L90 121H89ZM89 123H87V124H89ZM113 123V122H112ZM125 123H127V122H125ZM138 123V124H137ZM136 124L137 125H139L140 123L139 122H137ZM159 123V122H158ZM165 123V122H164ZM172 123H170V124H172ZM180 123H183V122H180ZM189 123V122H188ZM210 123V122H209ZM46 124V123H45ZM58 124V123H57ZM60 124H62V122L60 123ZM94 124V123H93ZM111 124V123H110ZM116 124V123H115ZM124 124V123H123ZM127 124H130V123H127ZM126 124V126H128V128H129V126L131 125H127ZM162 124V123H161ZM193 124V123H192ZM34 125V124H33ZM39 125H40V122H39ZM42 125V124H41ZM43 125H44V123H43ZM42 125V126H43ZM90 125V124H89ZM92 125V124H91ZM101 125H103V124H101ZM118 125V124H117ZM125 125V124H124ZM124 125H122V126H124ZM132 125H134V124H132ZM131 125V126H132ZM147 125H149V124H147ZM186 125V124H185ZM258 125V124H257ZM45 126V125H44ZM48 126H51V125H49L48 124ZM58 126L60 127V125L58 124ZM114 125H112V127H113ZM121 126V127H122ZM142 126V125H141ZM144 126V125H143ZM169 126H171V125H169ZM177 126H183L184 127V125L182 124V125H179V123L177 124ZM207 126V125H206ZM205 126V127H206ZM255 126V125H254ZM62 127V126H61ZM64 127V126H63ZM115 127V126H114ZM135 127V126H134ZM134 127H131V128H129V130L130 129H132V130H134ZM136 127H139V126H136ZM136 127H135V129H136ZM149 127V126H148ZM152 127H153V125H152ZM151 127V128H152ZM172 127H174V125H172ZM179 127H176V128H179ZM40 129H38L39 131H41L42 129H41V127H39ZM45 128V127H44ZM65 128H68V127H65ZM64 128V129H65ZM76 128V127H75ZM98 128V127H97ZM116 128V127H115ZM119 128V127H118ZM117 128V129H118ZM128 128L126 127V130L128 131ZM160 128V127H159ZM195 128V127H194ZM246 128V127H245ZM25 129V128H24ZM28 129H29V127H28ZM110 129V128H109ZM117 129H115V130H117ZM120 129V128H119ZM121 129H125V127L124 128H121ZM193 129V128H192ZM36 130V129H35ZM36 131V132H38V134H39V131ZM44 130V129H43ZM42 130V132H44ZM84 130V129H83ZM132 130H131V132H132ZM138 129H136V131H137ZM149 130V129H148ZM207 130V129H206ZM28 131H30V130H28ZM67 131H69V129L67 130ZM120 132H125V130H123V131H121V130H119ZM149 131H151V129L149 130ZM190 131V130H189ZM192 131V130H191ZM198 131V130H197ZM196 131V132H197ZM116 133L117 131H113V132H111V133ZM158 132V131H157ZM201 132V131H200ZM24 133V132H23ZM28 133V132H27ZM71 133H73V131L72 132H68V134L69 135H71ZM77 133V132H76ZM76 133H75V135H76ZM126 133V132H125ZM141 133H143V132H141ZM203 133V132H202ZM258 133V132H257ZM25 134V133H24ZM35 134V133H34ZM34 134H33V136H34ZM41 134V133H40ZM39 134V135H40ZM44 135H46L45 133H43ZM78 134V133H77ZM134 134V133H133ZM153 134V133H152ZM152 134H150V135H152ZM157 134V133H156ZM19 135V134H18ZM47 135H49V134H47ZM106 135V134H105ZM135 135V134H134ZM33 136H32V138H33ZM35 136H37V134H35ZM65 136V138H66V140H68L69 139V136L68 135H64ZM100 136V135H99ZM143 136V135H142ZM196 136V135H195ZM39 136H37V137H35V138H38ZM41 137L42 136H40V139H41ZM56 137V136H55ZM73 137H74V135H73ZM102 137V136H101ZM105 137V136H104ZM104 137H102L103 138V140H104ZM127 137V136H126ZM198 137V136H197ZM34 138V139H35ZM45 138H46V136H45ZM49 138V140L50 139H52V137L50 138V137H48ZM59 138V140H60V138L61 137H58ZM57 138V139H58ZM65 138H63V136H62V141H64L65 140ZM76 138V137H75ZM219 138V137H218ZM64 139V140H63ZM94 139V138H93ZM2 140H3V138H2ZM47 140V139H46ZM65 140V141H66ZM75 140V139H74ZM91 140V139H90ZM96 140H97V138H96ZM102 139H100V141H101ZM116 140V139H115ZM219 140V139H218ZM8 141V140H7ZM25 141V140H24ZM36 143H38L37 141H36V139L34 140ZM40 141V140H39ZM44 141H45V139H44ZM44 141H43V138H42V141L41 142H43L44 143ZM70 141H71V139H70ZM72 141H73V139H72ZM97 141H99V137H98V140ZM99 141V142H100ZM104 141H106V138H105V140ZM103 141V142H104ZM124 141V140H123ZM1 142V141H0ZM10 142V141H9ZM102 142V141H101ZM2 143V142H1ZM42 143V144H43ZM46 143H48V142H46L45 141V144ZM164 143V142H163ZM174 143V142H173ZM39 144V146H40V143H38ZM41 144V145H42ZM67 144V143H66ZM65 144V145H66ZM104 145H105V143H103ZM157 144V143H156ZM52 145V144H51ZM67 145H70L71 146V144H67ZM66 145V146H67ZM155 146V145H154ZM38 147V146H37ZM106 147V146H105ZM41 148V147H40ZM113 148V147H112ZM118 148V147H117ZM124 148V147H123ZM126 148V147H125ZM158 148H159V146H158ZM162 148V147H161ZM38 149V148H37ZM37 149H35V147H34V150H33V152H35ZM108 149V148H107ZM113 149H115V148H113ZM118 149H120V148H118ZM167 149V148H166ZM222 149V148H221ZM116 150V149H115ZM115 150H114V152H115ZM121 150H123V149H121ZM164 150V149H163ZM37 151H39V152H41L40 151V149L39 150H37ZM95 151V150H94ZM128 151H129V149H128ZM153 151V150H152ZM159 151V150H158ZM169 151V150H168ZM32 152V150L28 153V154H30ZM55 152V151H54ZM53 152V153H54ZM124 152V151H123ZM163 152V151H162ZM167 152V151H166ZM38 153V152H37ZM36 153V154H37ZM66 153V152H65ZM116 153V152H115ZM119 153V152H118ZM152 153V152H151ZM34 154V153H33ZM41 154H43V153H41ZM120 154H121V152H120ZM135 154V153H134ZM168 154V153H167ZM51 155V154H50ZM54 155V154H53ZM58 155V154H57ZM108 155V154H107ZM112 154H110L109 153V156H111ZM163 155V154H162ZM171 155V154H170ZM105 156V155H104ZM103 156V157H104ZM108 156V158H111V157H109ZM36 158H37V156H35ZM38 157H40V153H39V155H38ZM51 157V156H50ZM55 157V156H54ZM102 157V156H101ZM166 157V156H165ZM196 157V156H195ZM41 158V157H40ZM107 158V159H108ZM171 158V157H170ZM52 159H53V157H52ZM99 159V158H98ZM201 159V158H200ZM50 160H51V158H50ZM147 160V159H146ZM153 160V159H152ZM166 160V159H165ZM168 160V159H167ZM174 160V159H173ZM196 160V159H195ZM216 160V159H215ZM44 161V160H43ZM56 161V160H55ZM108 161H109V159H108ZM111 161V160H110ZM137 161H139V159L137 160ZM113 161H111V163H112ZM167 162H169V160L167 161ZM222 162V161H221ZM14 163V162H13ZM46 163H47V161H46ZM51 163V162H50ZM54 163V162H53ZM132 163V162H131ZM163 163V162H162ZM32 164H34V163H32ZM43 164H45V162L43 163ZM197 164V163H196ZM37 165V164H36ZM41 165H42V163H41ZM46 165V164H45ZM48 165V164H47ZM46 165V166H47ZM51 165V164H50ZM49 165V166H50ZM100 165V164H99ZM138 165V164H137ZM146 165V164H145ZM10 166V165H9ZM26 166H28V169H31L30 167H29V164L28 165H26ZM44 166V165H43ZM111 166H113V165H111ZM139 166V165H138ZM151 167V166H150ZM163 167V166H162ZM129 169V168H128ZM160 169V168H159ZM171 169V168H170ZM20 170H24V169H20ZM47 170H48V166H47ZM52 170V169H51ZM69 170V169H68ZM113 170V169H112ZM119 170V169H118ZM126 170V169H125ZM133 170V169H132ZM191 170V169H190ZM33 171H35V170H33ZM39 171V170H38ZM188 171V170H187ZM15 172H16V170H15ZM26 172V171H25ZM24 172V174L23 175H17L16 177H9V178H7V180H6V184H5V187H7L8 186V188L9 189H11V191H12V189H16L18 192H19V190H21V189H25L27 186H32L33 185V177L32 176H35L36 175V173H35V175H32L31 174V171H29L28 170V172H30V173H28V172H26L25 173ZM139 172V171H138ZM5 173V172H4ZM11 173H13V172H10V176H12L11 175ZM33 173V172H32ZM42 173H43V171H42ZM41 173V174H42ZM47 173V172H46ZM113 173V172H112ZM34 174V173H33ZM41 174H40V176H41ZM50 174V176H51V173H50V171H49V173L47 174V175H49ZM100 174V173H99ZM153 174V173H152ZM32 175V176H31ZM61 175V174H60ZM155 175V174H154ZM164 175V174H163ZM44 176V175H43ZM64 176V175H63ZM140 176V175H139ZM153 176V175H152ZM103 177V176H102ZM143 177V176H142ZM145 177H147V176H145ZM144 177V178H145ZM155 177V176H154ZM154 177H153V179H154ZM163 177V176H162ZM183 177V176H182ZM49 178V177H48ZM47 178V179H48ZM101 178V177H100ZM156 178V177H155ZM164 178V177H163ZM166 178V177H165ZM41 179H43V178H41ZM56 176L54 177V180L56 181ZM103 179V178H102ZM151 179V178H150ZM157 179V178H156ZM155 179V180H156ZM173 179H175V178H173ZM50 180V179H49ZM108 180V179H107ZM131 180V179H130ZM144 180V179H143ZM152 180V179H151ZM172 180V179H171ZM176 180V179H175ZM110 181V180H109ZM150 181V180H149ZM158 181V180H157ZM44 182V181H43ZM42 182V180H41V183H43ZM58 182V181H57ZM91 182V181H90ZM105 182V181H104ZM155 182V181H154ZM153 182V183H154ZM173 182V181H172ZM40 183V182H39ZM46 183V182H45ZM51 183H53V182H51ZM50 182H49V184H51ZM150 183V182H149ZM152 183V184H153ZM156 183V182H155ZM35 184V183H34ZM38 184V183H37ZM48 183H46V184H44V185H47ZM88 184V183H87ZM100 184V183H99ZM158 184V183H157ZM182 184V183H181ZM80 185V184H79ZM108 185H110V183L108 184ZM174 185H175V183H174ZM43 186V185H42ZM58 186V185H57ZM99 186V185H98ZM101 186V185H100ZM99 186V187H100ZM132 186V185H131ZM152 186V185H151ZM170 186V185H169ZM172 186H173V184H172ZM134 187V186H133ZM97 188V187H96ZM95 188V189H96ZM100 188H102V187H100ZM92 189V188H91ZM135 189V188H134ZM31 190V189H30ZM109 190V189H108ZM112 190H113V188H112ZM176 190V189H175ZM247 190V189H246ZM15 191V190H14ZM98 191V190H97ZM34 192V191H33ZM143 192V191H142ZM178 192V191H177ZM101 193V192H100ZM117 193V192H116ZM106 194V193H105ZM109 194V193H108ZM11 195V194H10ZM13 195V194H12ZM107 195V194H106ZM14 196V195H13ZM17 196V195H16ZM91 196V195H90ZM180 196H182V195H180ZM7 197H9V196H7ZM14 198H16V197H14ZM104 198V197H103ZM105 198H108V197H105ZM104 198V199H105ZM10 199V198H9ZM18 199V198H17ZM43 199V198H42ZM57 199V198H56ZM119 199V198H118ZM25 201V200H24ZM95 201V200H94ZM23 202V201H22ZM116 205V204H115ZM132 206V205H131ZM21 206H19V208H20ZM24 207V206H23ZM29 208V207H28ZM17 210V209H16ZM15 211V210H14ZM137 211V210H136ZM12 213V212H11ZM15 214H16V212H15ZM18 216V215H17ZM25 216H27V215H25ZM202 216V215H201ZM111 218V217H110ZM15 219H18V217H16ZM115 219V218H114ZM202 220V219H201ZM21 223H22V225L25 223V221L26 220H24V219H21ZM106 221V220H105ZM111 221H113V219L111 220ZM20 222V221H19ZM112 223V222H111ZM17 224V223H16ZM211 224V223H210ZM15 225V224H14ZM18 225V228H19V224H17ZM21 225V224H20ZM22 225H21V227H22ZM25 225V224H24ZM28 226V225H27ZM6 228V227H5ZM16 228V227H15ZM17 228V229H18ZM202 228V227H201ZM20 229V228H19ZM18 229V232L20 231ZM24 229V228H23ZM23 229H21V230H23ZM26 231V230H25ZM14 232H16V231H14ZM20 233V232H19ZM23 233H26V232H22L21 233V235L23 234ZM16 234V233H15ZM14 234V235H15ZM18 234V233H17ZM21 235H20V237H21ZM24 235V234H23ZM25 236V235H24ZM26 236H27V234H26ZM1 237V236H0ZM16 237V236H15ZM46 238V237H45ZM2 239V238H1ZM1 239H0V242H1ZM18 239V238H17ZM20 239V238H19ZM22 239V238H21ZM26 239H27V237H26ZM23 240H25V239H23ZM29 241V240H28ZM38 241V240H37ZM43 241V240H42ZM9 242V241H8ZM7 243V242H6ZM3 244H4V242H3ZM12 244V243H11ZM1 245V244H0ZM18 246V245H17ZM10 247H11V245H10ZM1 248V247H0ZM6 248V247H5ZM219 248V247H218ZM10 249V248H9ZM4 250V249H3ZM15 250V249H14ZM20 250V249H19ZM27 251V250H26ZM1 253H2V251H1ZM5 253V252H4ZM17 253V252H16ZM20 254V253H19ZM10 258V257H9ZM25 258V257H24ZM8 259V258H7ZM23 259V258H22ZM30 259V258H29ZM32 259V258H31ZM14 260V259H13ZM17 260V259H16ZM11 263V262H10ZM20 263V262H19ZM1 264V263H0ZM27 264H28V262H27Z\"/></svg>", "mask_w": 264, "mask_h": 264}]
</instances>
